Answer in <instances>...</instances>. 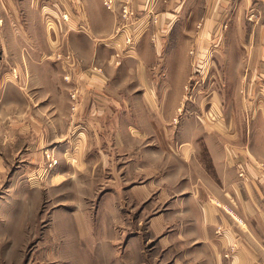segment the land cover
I'll list each match as a JSON object with an SVG mask.
<instances>
[{"label": "crops", "instance_id": "0c3cea01", "mask_svg": "<svg viewBox=\"0 0 264 264\" xmlns=\"http://www.w3.org/2000/svg\"><path fill=\"white\" fill-rule=\"evenodd\" d=\"M122 1L116 0L114 9L102 0L65 1L60 10L51 4L54 21L32 20L21 31L8 28L0 33V39L14 42L3 49L6 63L0 65V144L5 136L4 142L22 145L17 148L21 154L16 173L28 175L23 186L60 184L68 165L84 162L88 136L98 142V151L111 153L119 129L125 139L135 132L142 134L138 124L127 119L129 113L136 114L131 120H139L137 114L148 112L145 119L150 120L149 128L153 126L157 116L150 111L158 112L156 104L164 102L170 91L171 96L176 94L190 71L192 42L206 52L213 33L225 39L231 32L240 36L250 30L247 44L252 45L253 33L259 29L258 64L264 65V0H128L134 12L128 32L136 41L130 50L116 48L113 53L105 40L116 33L123 41L124 32L117 33L123 22L118 10ZM26 7L35 19V6ZM59 11L73 16L63 21ZM4 24L6 29L9 22ZM67 51L79 58L75 66L57 57ZM114 54L120 61L113 63ZM93 64L102 72L93 70ZM11 68L19 80L12 79ZM64 70L71 72V80L63 79ZM73 87L78 89L79 104L70 113ZM121 117L124 124L119 127ZM179 132L172 144L142 147L141 160H149L154 179L173 185L175 213L190 217L189 225L181 223L180 228L191 233L190 255L195 264H264V184L237 176L229 147L220 141L234 133L206 130L193 140L195 133ZM125 146L132 151L131 144ZM251 152L264 158V150L256 147ZM44 164L50 171L40 177L35 173ZM232 244L234 251L223 257Z\"/></svg>", "mask_w": 264, "mask_h": 264}, {"label": "rangeland", "instance_id": "374dc122", "mask_svg": "<svg viewBox=\"0 0 264 264\" xmlns=\"http://www.w3.org/2000/svg\"><path fill=\"white\" fill-rule=\"evenodd\" d=\"M35 1L0 0V33L8 28L21 31L31 25L32 20L39 19L44 24L54 21L51 6L60 10L63 3L72 2ZM26 6H35V19ZM118 10L120 15L122 8ZM248 12L252 14L253 9L249 8ZM6 20L9 25L5 29L3 21ZM248 23L245 25L250 29ZM197 26L200 30L202 23ZM249 33L247 30L238 36L236 31L231 32L226 35L229 39L213 33L206 52L196 49L192 42L190 71L176 94L166 93L165 101L156 104L159 111H150L157 116L151 121L153 126L149 128L150 120L145 119L148 112L137 114L141 115L139 120H131L136 114L129 113L127 119L135 126L138 124L142 134L135 132L125 139L119 129L117 146L111 153L98 151V142H92L88 136L83 147L84 162L68 165L60 184L23 186L29 180L28 175L23 173L25 171L16 173L21 154L17 148L22 145L13 140L4 142L8 137L3 136L0 144V264H195L190 255L191 233L189 229L180 228L181 223L189 225L190 217L175 213L176 194L170 190L173 185L161 184L153 178L149 160L145 159L144 163L141 160L142 147L172 144L178 141L179 131L195 133L194 140L206 130L221 129L226 133L230 130L233 135L223 139L219 135V139L229 147V160L237 176L249 183L264 184V158L254 157L251 152L256 147L258 151L264 150V65L259 67L258 64L260 30L254 31L252 45L247 44ZM105 41L113 47L114 53L116 48L123 52L130 50L136 39L125 44L124 39L120 41L113 34ZM12 45L14 42L0 39V65L6 63L3 49ZM112 58L113 63L121 59L115 54ZM13 72L11 68L12 79L19 80L18 74ZM169 90L167 88L166 92ZM72 103L70 99V113L78 108L73 109ZM121 124H124L122 117L119 127ZM257 135L259 140H256ZM130 144L132 151H126L125 145L130 148ZM239 150L246 153L240 155ZM48 155L45 153L47 158ZM48 165L44 164L42 171L35 174L47 175ZM240 165L244 167L245 176L238 175ZM253 168L256 173L252 172ZM234 249L235 245L228 246L222 256L229 257Z\"/></svg>", "mask_w": 264, "mask_h": 264}, {"label": "built area", "instance_id": "2783aa9c", "mask_svg": "<svg viewBox=\"0 0 264 264\" xmlns=\"http://www.w3.org/2000/svg\"><path fill=\"white\" fill-rule=\"evenodd\" d=\"M103 5L105 7H107L108 9H111L114 5H115V0H102ZM122 8L121 10V19H122V24L120 25V27L117 29V33H123L124 37V43L128 44V42L130 43L132 40V35L128 32V27L131 25V21L133 19V10L131 9V7L129 6V1L126 0L124 3L122 2L121 6ZM60 19H62L63 21H69L70 20V14L68 11H64L61 13ZM125 29H126V33H125ZM115 35H117L115 33ZM62 56L67 58V61L69 63L70 66H75V63L77 62V59L75 58L74 54L71 51H67V53H65V55H62L60 52L57 54V57L60 59ZM93 70L97 71L98 73L101 72V67L98 66H93L92 67ZM63 79L66 81L71 80V72L69 70H64V74H63ZM78 89L77 88H71L70 92H69V97L71 99L72 103V108L74 109L75 106H77V101H78ZM54 162V160L52 161ZM51 165V163L49 164ZM238 175L239 176H245V170L244 167L242 165H240L238 167Z\"/></svg>", "mask_w": 264, "mask_h": 264}]
</instances>
